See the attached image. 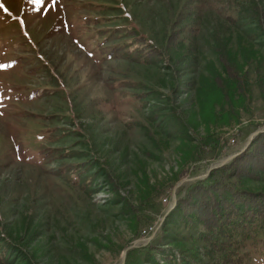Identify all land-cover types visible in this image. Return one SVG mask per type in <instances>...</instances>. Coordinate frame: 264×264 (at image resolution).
<instances>
[{
	"label": "rangeland",
	"instance_id": "374dc122",
	"mask_svg": "<svg viewBox=\"0 0 264 264\" xmlns=\"http://www.w3.org/2000/svg\"><path fill=\"white\" fill-rule=\"evenodd\" d=\"M0 5V264H212L175 208L264 131V0ZM249 235L240 264H264Z\"/></svg>",
	"mask_w": 264,
	"mask_h": 264
},
{
	"label": "trees",
	"instance_id": "16d2710c",
	"mask_svg": "<svg viewBox=\"0 0 264 264\" xmlns=\"http://www.w3.org/2000/svg\"><path fill=\"white\" fill-rule=\"evenodd\" d=\"M261 13L257 3L250 4L248 15L259 25L263 21ZM178 36L179 32L175 30L169 40L176 42ZM133 40L139 46L138 54L146 60L161 54L158 49L148 46L142 37H134ZM215 41L214 50L223 70L236 83L240 82L224 47L219 45L220 40L215 38ZM263 172L264 131L254 136L247 148L228 163L213 168L206 182L195 183L178 200L175 209L180 210L190 223L197 222L203 226L202 238L216 254L212 264H240L242 257L237 252L240 237L255 232L264 234V190L253 191L244 182ZM181 264L203 263L197 260L186 262L184 259Z\"/></svg>",
	"mask_w": 264,
	"mask_h": 264
},
{
	"label": "snow or ice",
	"instance_id": "6c2138e0",
	"mask_svg": "<svg viewBox=\"0 0 264 264\" xmlns=\"http://www.w3.org/2000/svg\"><path fill=\"white\" fill-rule=\"evenodd\" d=\"M0 7H3V5H0Z\"/></svg>",
	"mask_w": 264,
	"mask_h": 264
},
{
	"label": "water",
	"instance_id": "95a60500",
	"mask_svg": "<svg viewBox=\"0 0 264 264\" xmlns=\"http://www.w3.org/2000/svg\"><path fill=\"white\" fill-rule=\"evenodd\" d=\"M257 132H258V131H257ZM257 132H256V133H257ZM256 133H255V134H256ZM251 138H252V137H251Z\"/></svg>",
	"mask_w": 264,
	"mask_h": 264
}]
</instances>
